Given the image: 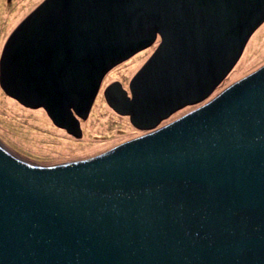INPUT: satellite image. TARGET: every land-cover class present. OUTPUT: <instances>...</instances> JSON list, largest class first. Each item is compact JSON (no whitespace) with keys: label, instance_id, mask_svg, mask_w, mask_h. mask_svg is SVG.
Returning a JSON list of instances; mask_svg holds the SVG:
<instances>
[{"label":"water","instance_id":"95a60500","mask_svg":"<svg viewBox=\"0 0 264 264\" xmlns=\"http://www.w3.org/2000/svg\"><path fill=\"white\" fill-rule=\"evenodd\" d=\"M263 21L264 0L35 8L4 46L1 88L81 136L105 74L159 38L129 90L104 89L149 130L59 164L0 143V264H264V65L208 99Z\"/></svg>","mask_w":264,"mask_h":264},{"label":"rangeland","instance_id":"374dc122","mask_svg":"<svg viewBox=\"0 0 264 264\" xmlns=\"http://www.w3.org/2000/svg\"><path fill=\"white\" fill-rule=\"evenodd\" d=\"M44 0H0V57L4 46L16 30V28L27 18V16L37 8ZM159 44V40H155L152 44L147 45L132 55L126 57L127 59L114 65L108 74L116 69L114 76L104 78L101 85L99 95L94 97L90 110L84 117L80 116L79 122L82 129V135L77 136L68 132L65 128L54 124L50 116L42 106L32 107L27 106L14 97L7 94L0 86V143L8 150L17 154L18 156L42 163L59 164L66 161L85 159L107 151L116 145L132 139L136 136L144 134V129L136 127L130 116L112 111L106 105L103 90L111 81L120 82L123 88H129L130 80L136 75L139 69L149 60ZM264 65V21L255 29V31L248 38L244 45L243 52L238 59L236 65L231 69L227 76L218 84L215 91L208 97L216 96L219 92L231 85L235 81L249 75L255 70ZM205 101L199 103L188 104L180 109L172 112L169 116L162 119L156 127L163 126L182 115L190 112ZM42 110L49 122L54 128L63 130L67 137L75 138L77 143H86L90 141L95 142L96 145L102 146L101 148L89 152L85 149L75 151L70 155H62V150L50 152L36 151L30 146L31 133L27 127H32L33 130L42 132L47 130V127L41 126L39 123L31 121L36 118ZM154 128V127H153ZM32 130V129H31ZM37 138V136H36ZM53 144L47 142L42 147L44 149Z\"/></svg>","mask_w":264,"mask_h":264},{"label":"bare ground","instance_id":"6f19581e","mask_svg":"<svg viewBox=\"0 0 264 264\" xmlns=\"http://www.w3.org/2000/svg\"><path fill=\"white\" fill-rule=\"evenodd\" d=\"M117 71V74L119 73L118 70L114 69L109 74L108 77L114 76L113 74ZM113 73V74H111ZM105 74L104 78L107 77ZM104 80V79H103ZM114 81H111V83ZM39 114L36 116V118H32L31 121L34 123H39L41 126H46L47 130L39 132L37 129H34L32 127H27V130L30 131L32 134L30 146L33 148V150L40 151H57L62 150V155L67 156L72 154L75 151H79L81 149H85L89 152L95 151L102 146L96 145L95 142L90 141L89 143H86V140H82V143H77V140L75 138L67 137L65 132L63 130H58L57 128H54L52 124L47 119L45 113L42 110H39ZM32 129V130H31ZM37 136V138H36ZM47 142H51L53 145L51 146V149L49 147L44 149L42 145H44Z\"/></svg>","mask_w":264,"mask_h":264},{"label":"clouds","instance_id":"9594fccd","mask_svg":"<svg viewBox=\"0 0 264 264\" xmlns=\"http://www.w3.org/2000/svg\"><path fill=\"white\" fill-rule=\"evenodd\" d=\"M158 40H159V38H158ZM103 81H104V80H103ZM102 83H103V82H102ZM109 84H110V83H109ZM109 84H108V85H109ZM108 85H107V86H108ZM107 86H106V87H107ZM100 88H101V87H100ZM128 90H129V88H128ZM100 92H101V91H100ZM103 92H104V90H103ZM99 94H100V93H99ZM99 94H98V95H99ZM98 95H97V96H98ZM103 95H104V93H103ZM104 99H105V97H104ZM105 102H106V100H105ZM106 105H108V104L106 103ZM108 106H109V105H108ZM109 107H110V106H109ZM110 108H111V107H110ZM111 109H112V111L116 112L113 108H111ZM146 132H147V131H146Z\"/></svg>","mask_w":264,"mask_h":264},{"label":"flooded vegetation","instance_id":"af4514ba","mask_svg":"<svg viewBox=\"0 0 264 264\" xmlns=\"http://www.w3.org/2000/svg\"><path fill=\"white\" fill-rule=\"evenodd\" d=\"M104 93V92H103ZM107 103V102H106ZM144 133H146V131H144Z\"/></svg>","mask_w":264,"mask_h":264}]
</instances>
